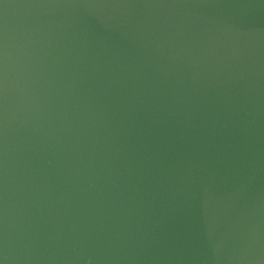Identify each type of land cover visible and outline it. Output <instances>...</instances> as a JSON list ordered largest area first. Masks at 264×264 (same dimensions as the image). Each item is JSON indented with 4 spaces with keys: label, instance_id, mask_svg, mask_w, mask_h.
<instances>
[{
    "label": "water",
    "instance_id": "obj_1",
    "mask_svg": "<svg viewBox=\"0 0 264 264\" xmlns=\"http://www.w3.org/2000/svg\"><path fill=\"white\" fill-rule=\"evenodd\" d=\"M0 264H264V0H0Z\"/></svg>",
    "mask_w": 264,
    "mask_h": 264
}]
</instances>
